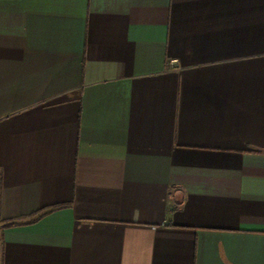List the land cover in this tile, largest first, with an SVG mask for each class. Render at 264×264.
<instances>
[{
	"label": "crops",
	"instance_id": "crops-1",
	"mask_svg": "<svg viewBox=\"0 0 264 264\" xmlns=\"http://www.w3.org/2000/svg\"><path fill=\"white\" fill-rule=\"evenodd\" d=\"M0 264H264V0H0Z\"/></svg>",
	"mask_w": 264,
	"mask_h": 264
},
{
	"label": "trees",
	"instance_id": "trees-1",
	"mask_svg": "<svg viewBox=\"0 0 264 264\" xmlns=\"http://www.w3.org/2000/svg\"><path fill=\"white\" fill-rule=\"evenodd\" d=\"M61 206H63V204H55V205H52V206H49V207L43 208V209H41V210H39V211H37V212H34L33 215H35V216H36L35 218H37V217H39L40 215H42V214H44V213H46V212H49V211H51V210H53V209L59 208V207H61ZM13 221H14V220H7L6 222H7V223H10V224H14Z\"/></svg>",
	"mask_w": 264,
	"mask_h": 264
}]
</instances>
